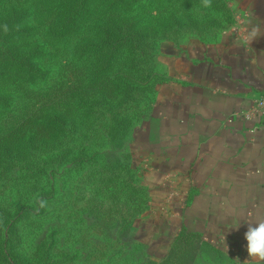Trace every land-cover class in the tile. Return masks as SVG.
Returning a JSON list of instances; mask_svg holds the SVG:
<instances>
[{"label": "rangeland", "instance_id": "1", "mask_svg": "<svg viewBox=\"0 0 264 264\" xmlns=\"http://www.w3.org/2000/svg\"><path fill=\"white\" fill-rule=\"evenodd\" d=\"M69 1L0 0V138L10 147L0 156V264H257L196 235L151 255L158 201L132 150L169 54L216 40L233 21L231 0L211 9L201 0H87L65 22ZM106 33L122 35L109 67L99 48ZM29 114L49 117L47 127L15 131L46 142L17 153L7 133Z\"/></svg>", "mask_w": 264, "mask_h": 264}, {"label": "crops", "instance_id": "2", "mask_svg": "<svg viewBox=\"0 0 264 264\" xmlns=\"http://www.w3.org/2000/svg\"><path fill=\"white\" fill-rule=\"evenodd\" d=\"M231 6L233 21L216 40L169 54L167 80L132 137L139 179L158 201L145 240L151 255L182 231L248 255L247 223L264 219V109L238 114L264 96V36L245 40L249 21L264 27V0Z\"/></svg>", "mask_w": 264, "mask_h": 264}, {"label": "trees", "instance_id": "3", "mask_svg": "<svg viewBox=\"0 0 264 264\" xmlns=\"http://www.w3.org/2000/svg\"><path fill=\"white\" fill-rule=\"evenodd\" d=\"M87 0H72L69 1V8H68V13H67V17L65 19V22H71L74 20V18L83 11L82 6L83 4L86 2ZM112 2H118L119 0H111ZM127 29H130L129 26H124ZM120 29V27H118L116 30L118 31ZM122 35H118L115 36L114 39H112V36H110L109 34H105L103 37L102 42L100 43L99 48L104 52V57H103V66L105 65L106 67H109L110 65H112V60L113 57L115 55V53L118 50V47L121 44V41L119 40L121 38ZM138 34L131 32V35L128 37L129 40H132V37H137ZM13 62L15 64L16 62V57H13ZM31 72V71H30ZM140 90H137L136 92H139ZM24 119H22L20 122H18L16 125H13L11 128L14 130H10L8 131L7 134H9L8 137L11 138V141H13V145L14 148H19L17 153H20L21 151H23L24 148L28 147L26 146L27 144L32 145V147H35L34 145L37 143L39 145L44 144L46 141L45 139L41 138V136H38V132L33 133V132H28V130H26L25 132H21L20 134H17V132L15 131L17 127H22V128H26V125L30 122L31 127H37L41 129H45V127H47V124L49 122V117H42L38 114V116L34 117V114H29L27 117H23ZM54 123V127H57L58 122L56 124L55 121H52ZM41 134V133H39ZM5 138L2 139L0 138V156L2 154H4V152L6 153L9 149L10 151V147H6L5 146ZM36 142V143H34ZM5 157V155L3 156V158ZM2 157H0V161L3 160ZM178 239L179 236H195L194 234L187 232V231H182L177 235Z\"/></svg>", "mask_w": 264, "mask_h": 264}, {"label": "clouds", "instance_id": "4", "mask_svg": "<svg viewBox=\"0 0 264 264\" xmlns=\"http://www.w3.org/2000/svg\"><path fill=\"white\" fill-rule=\"evenodd\" d=\"M201 2L203 8H212V0H201ZM262 36H264V27L261 26V23H252L249 21V29L245 37L246 42L251 44ZM41 206H43V202ZM247 224L245 239L247 241L246 248L248 256L256 260L257 264H264V219L248 222ZM235 228L238 229L239 224Z\"/></svg>", "mask_w": 264, "mask_h": 264}, {"label": "built area", "instance_id": "5", "mask_svg": "<svg viewBox=\"0 0 264 264\" xmlns=\"http://www.w3.org/2000/svg\"><path fill=\"white\" fill-rule=\"evenodd\" d=\"M263 109H264V96H261L260 98H258L256 100L253 107H251L250 109H248L246 111H242L238 114L245 119H251L253 117H256V116L262 114ZM229 119L231 120V118H229Z\"/></svg>", "mask_w": 264, "mask_h": 264}]
</instances>
